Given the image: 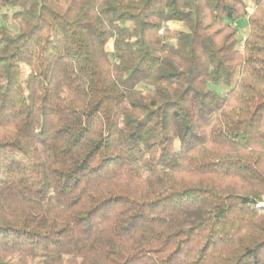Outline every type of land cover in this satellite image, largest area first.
<instances>
[{
    "label": "trees",
    "instance_id": "obj_1",
    "mask_svg": "<svg viewBox=\"0 0 264 264\" xmlns=\"http://www.w3.org/2000/svg\"><path fill=\"white\" fill-rule=\"evenodd\" d=\"M0 264H264V0H0Z\"/></svg>",
    "mask_w": 264,
    "mask_h": 264
},
{
    "label": "rangeland",
    "instance_id": "obj_2",
    "mask_svg": "<svg viewBox=\"0 0 264 264\" xmlns=\"http://www.w3.org/2000/svg\"><path fill=\"white\" fill-rule=\"evenodd\" d=\"M179 29H182V27H179ZM247 32H248V27L246 25V23H243L242 24V28L239 32V36L244 39V37L247 35ZM108 49H111V47L109 46Z\"/></svg>",
    "mask_w": 264,
    "mask_h": 264
},
{
    "label": "built area",
    "instance_id": "obj_3",
    "mask_svg": "<svg viewBox=\"0 0 264 264\" xmlns=\"http://www.w3.org/2000/svg\"><path fill=\"white\" fill-rule=\"evenodd\" d=\"M169 27H171V24H170V23H166L165 26H164V29H165V28H169ZM174 27H175V28H179V26H174ZM164 29H163V30H164ZM163 30H162L160 33H162Z\"/></svg>",
    "mask_w": 264,
    "mask_h": 264
}]
</instances>
